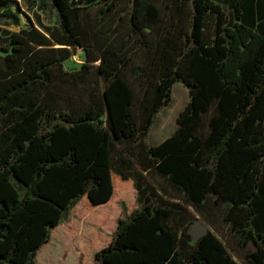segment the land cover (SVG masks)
I'll list each match as a JSON object with an SVG mask.
<instances>
[{"label":"trees","instance_id":"16d2710c","mask_svg":"<svg viewBox=\"0 0 264 264\" xmlns=\"http://www.w3.org/2000/svg\"><path fill=\"white\" fill-rule=\"evenodd\" d=\"M51 1L55 26L35 24L17 0H0L1 22L27 20L19 30L0 24V264H36L78 202L93 210L119 198L118 223L96 264H239L213 230L192 241L188 205L209 202L227 204L223 219L239 247L253 243L246 264H264V0H233L230 18L217 0H191L188 31L155 42L138 94L125 76L132 52L90 44L89 9L98 6L105 19L117 0ZM160 20L153 0L131 3L128 25L140 40ZM79 47L85 61L73 74L63 62ZM90 68L104 86L83 89L86 102L75 106ZM141 71L133 66L132 77ZM176 82L189 100L172 134L150 145ZM145 172L163 177L183 202L159 193ZM120 180L132 182V201L119 195L131 189ZM42 249L37 264H54Z\"/></svg>","mask_w":264,"mask_h":264},{"label":"rangeland","instance_id":"374dc122","mask_svg":"<svg viewBox=\"0 0 264 264\" xmlns=\"http://www.w3.org/2000/svg\"><path fill=\"white\" fill-rule=\"evenodd\" d=\"M153 1L159 10L161 20L157 27L146 30L147 33L143 36V40L133 34L128 25L129 11L133 0H117L114 10L105 19L99 17L98 6H92L89 9L88 21L92 25L94 34L90 43L93 50L100 52V47H102L118 50L122 54L132 52V61L125 70V76L133 85L136 94L140 93L141 88L147 82L145 70L150 65V56L155 54V42L162 38L178 39L177 34L180 31H188L191 0ZM217 1L220 2L222 9L230 18L233 0ZM17 2L21 10L27 13L35 24L40 22L45 25H56V10L51 0H17ZM24 16V14H20L19 26L4 21H0V24L4 28L19 30L27 24ZM84 52L83 49H77L73 52L63 62V69L73 74L78 73L85 61ZM133 66L141 67L143 75L139 80L132 77ZM89 70L90 73L83 82H78V86L75 87L77 89L75 90L77 94L74 96L75 106L79 107L86 102L85 94L82 93L83 89L90 90L92 87L102 88L104 86L101 77L95 72V68ZM188 100L189 95L186 86L181 82H176L171 89L170 103L162 105L156 114L155 122H153L148 132L147 143L150 145L157 144L172 134L175 129L177 115L183 106H186ZM147 176L159 193L171 200L183 202V194L171 187L163 177L156 172ZM118 184L126 185V187L131 186V189H123L118 193L127 200L132 201V182L120 180ZM120 206V198L116 200L115 204L96 207L93 210H88L81 202H78L75 208L69 212L67 218L59 221V224L51 230L48 241L38 249L34 258L36 264L37 259H39L37 257L38 252L44 245L46 248H43L44 253L40 256L43 259V256L52 252L54 264H96L95 252L112 239L116 223H118ZM226 206L227 204H223L216 207V205L209 202L196 210L193 206L188 205L190 212L188 215L191 222L187 225V230L192 241H195L196 236L201 235L206 229L213 230L225 242L237 262L246 264L247 254L255 247L253 243L239 247L236 240L229 236L228 224L223 219Z\"/></svg>","mask_w":264,"mask_h":264},{"label":"water","instance_id":"95a60500","mask_svg":"<svg viewBox=\"0 0 264 264\" xmlns=\"http://www.w3.org/2000/svg\"><path fill=\"white\" fill-rule=\"evenodd\" d=\"M78 49L80 50L81 48H78ZM207 230H208V229H206L203 233H205ZM203 233H202V234H203ZM202 234H201V235H202ZM201 235H199V236L197 235L196 238H195V240H196L197 238H199Z\"/></svg>","mask_w":264,"mask_h":264}]
</instances>
